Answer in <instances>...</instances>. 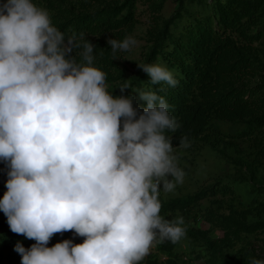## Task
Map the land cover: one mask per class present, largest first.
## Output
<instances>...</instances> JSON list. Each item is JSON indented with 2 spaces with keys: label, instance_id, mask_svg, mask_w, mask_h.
Instances as JSON below:
<instances>
[{
  "label": "clouds",
  "instance_id": "9594fccd",
  "mask_svg": "<svg viewBox=\"0 0 264 264\" xmlns=\"http://www.w3.org/2000/svg\"><path fill=\"white\" fill-rule=\"evenodd\" d=\"M137 43L107 40L114 57ZM95 48L82 32L66 39L32 0H0V161L9 169L0 211L13 233L36 241L16 244L21 264H139L154 242L186 236L184 218L161 216L159 199L186 175L166 135L180 125L157 91L137 90L143 108L123 95L127 83L110 94ZM138 67L153 85L178 84L159 63ZM68 231L84 242L47 246Z\"/></svg>",
  "mask_w": 264,
  "mask_h": 264
},
{
  "label": "trees",
  "instance_id": "16d2710c",
  "mask_svg": "<svg viewBox=\"0 0 264 264\" xmlns=\"http://www.w3.org/2000/svg\"><path fill=\"white\" fill-rule=\"evenodd\" d=\"M141 1L32 0L50 13L66 39L82 32L96 45L94 66L107 74L110 94L120 96V87L127 83L129 89L123 95L136 96L134 106L141 108L147 105L137 90H153L165 97L180 125L175 132H166L178 159L184 160L185 152L194 160L210 149L226 161L223 175L192 194L168 199L160 192V215L167 220L184 218L186 236L181 240L187 239L190 249L181 251V240L154 242V252L139 264H193L184 260L186 252L191 260L205 264H250V258L264 259V239H260L264 234V0H172L175 12L166 20L156 16L138 65L166 66L178 81L176 87L151 84L138 65L129 74L120 67L119 51L114 57L107 44L108 39L134 37ZM146 2L153 14H159L165 4V0ZM81 50L73 51L77 62H82ZM222 123L231 124L230 133L220 129ZM184 136L188 147L180 146ZM8 170L0 161L3 196ZM218 231L221 237L215 235ZM84 239L73 231L57 233L47 246L64 240L81 244ZM18 242L26 249L36 243L13 233L0 211V264H21L14 250Z\"/></svg>",
  "mask_w": 264,
  "mask_h": 264
},
{
  "label": "rangeland",
  "instance_id": "374dc122",
  "mask_svg": "<svg viewBox=\"0 0 264 264\" xmlns=\"http://www.w3.org/2000/svg\"><path fill=\"white\" fill-rule=\"evenodd\" d=\"M176 10V4L172 0H165L164 8L159 14H153L149 8L148 2L142 0L138 3L137 8V19L139 23L135 28L134 38L138 41L137 45L130 51H119L118 57L120 61V67L126 70L129 74H134L136 71V65H138L144 58L147 51V32L155 23L156 16H160L162 19H169ZM220 129L224 132H231V124L222 123ZM184 150V149H182ZM174 154V152H173ZM183 156L186 158L183 160L178 159V165L186 173L183 183L176 184V187L171 192H166L161 189V193L168 199L183 197L188 194H192L199 190L204 185L214 183L215 178L223 175L224 168H228L224 163L226 161L220 155L218 151L204 149L194 160L189 154L183 152ZM240 189V188H238ZM207 201H204V204ZM204 229L208 228V225L201 223ZM215 235L222 236V232L218 231ZM260 239H264V234L260 235ZM253 242L257 243L256 239H252ZM180 250L188 251L190 246L188 240L184 239L180 241ZM199 249V248H198ZM155 250L154 244L150 248L149 253H153ZM190 254L186 252L185 255ZM193 264H205L203 261H193Z\"/></svg>",
  "mask_w": 264,
  "mask_h": 264
},
{
  "label": "built area",
  "instance_id": "2783aa9c",
  "mask_svg": "<svg viewBox=\"0 0 264 264\" xmlns=\"http://www.w3.org/2000/svg\"><path fill=\"white\" fill-rule=\"evenodd\" d=\"M2 198H3V194L0 193V199H2ZM185 260H186V261H189V257H185Z\"/></svg>",
  "mask_w": 264,
  "mask_h": 264
}]
</instances>
